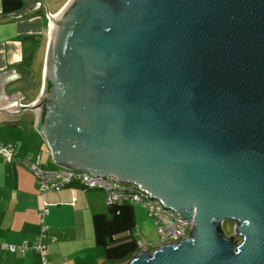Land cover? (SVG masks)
Masks as SVG:
<instances>
[{"label": "water", "instance_id": "95a60500", "mask_svg": "<svg viewBox=\"0 0 264 264\" xmlns=\"http://www.w3.org/2000/svg\"><path fill=\"white\" fill-rule=\"evenodd\" d=\"M39 5L52 24L41 91L23 105L3 91L19 73H1L0 122L35 114L58 167L192 221L189 238L126 264H264V0Z\"/></svg>", "mask_w": 264, "mask_h": 264}, {"label": "crops", "instance_id": "0c3cea01", "mask_svg": "<svg viewBox=\"0 0 264 264\" xmlns=\"http://www.w3.org/2000/svg\"><path fill=\"white\" fill-rule=\"evenodd\" d=\"M22 8L2 12L0 2V74L15 68L17 78L4 84L11 96L20 91L21 104L33 103L39 96L49 41L48 13L41 0H21ZM68 0H45L50 14H56ZM41 57L38 76L36 60ZM39 60V59H38ZM37 77V78H36ZM19 121L0 122V143L16 145L17 158L40 159L43 168H58L44 138L37 132L35 114L18 115ZM47 231L42 240L43 254L28 249L10 253L7 245H31L40 234V210ZM136 229L147 242L150 253L159 246L158 234L146 210L123 202L109 206L105 193L66 188L41 194L34 175L20 164L5 163L0 156V264H126L141 250ZM45 260V262H43Z\"/></svg>", "mask_w": 264, "mask_h": 264}, {"label": "built area", "instance_id": "2783aa9c", "mask_svg": "<svg viewBox=\"0 0 264 264\" xmlns=\"http://www.w3.org/2000/svg\"><path fill=\"white\" fill-rule=\"evenodd\" d=\"M48 19L50 18L48 17ZM50 29L51 23L49 20V34ZM0 156L5 163L20 164L28 169L34 175L41 194L50 191L58 192L71 187L84 191H102L105 193L106 202L109 206L121 205L123 202L140 205L146 210L148 216L153 221L159 238V246L178 243L179 240H185L190 236L193 228L192 221L181 218L176 212L164 207L159 200L151 197L149 193L138 188L136 185L123 184L114 177L90 175L84 171L68 169L64 166H59L52 171L46 170L38 158L35 160H31L29 157L17 159L16 145L12 143L7 145L0 143ZM47 213L48 210L46 208L40 210V234L31 245H28L27 242H24L20 246L7 245L6 250L10 253L19 252L24 254L28 249H32L43 254L44 246L42 240L47 231L44 218ZM135 233L137 235V247L142 251L146 247L147 242L143 236H140L139 229H136Z\"/></svg>", "mask_w": 264, "mask_h": 264}, {"label": "rangeland", "instance_id": "374dc122", "mask_svg": "<svg viewBox=\"0 0 264 264\" xmlns=\"http://www.w3.org/2000/svg\"><path fill=\"white\" fill-rule=\"evenodd\" d=\"M58 1H61V0H49V3L52 5L54 2H58ZM35 60H36V67H37V74L36 75L38 76L39 69L41 68V57L39 56V54H37V57L35 58ZM234 228H235V223L232 222L231 220H225V221L222 222V232H223V234L226 237H231V238H233V240L235 239L237 242H239L240 239L237 236L234 235Z\"/></svg>", "mask_w": 264, "mask_h": 264}, {"label": "trees", "instance_id": "16d2710c", "mask_svg": "<svg viewBox=\"0 0 264 264\" xmlns=\"http://www.w3.org/2000/svg\"><path fill=\"white\" fill-rule=\"evenodd\" d=\"M0 2L2 4V12L5 14H11V13L17 12L22 8L21 0H0ZM16 157H17V152H16ZM12 164H15V163H12ZM220 228L222 229V226H219V229Z\"/></svg>", "mask_w": 264, "mask_h": 264}, {"label": "flooded vegetation", "instance_id": "af4514ba", "mask_svg": "<svg viewBox=\"0 0 264 264\" xmlns=\"http://www.w3.org/2000/svg\"><path fill=\"white\" fill-rule=\"evenodd\" d=\"M38 4V6L40 7V6H42V5H39V2L37 3ZM51 15H55V14H51ZM52 26V25H51ZM48 36H49V34H48ZM47 49V48H46ZM45 57H46V53H45Z\"/></svg>", "mask_w": 264, "mask_h": 264}]
</instances>
